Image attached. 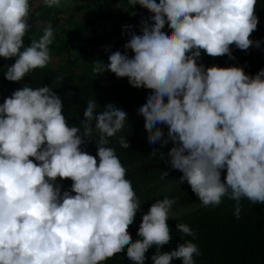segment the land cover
Wrapping results in <instances>:
<instances>
[{
    "label": "clouds",
    "instance_id": "obj_1",
    "mask_svg": "<svg viewBox=\"0 0 264 264\" xmlns=\"http://www.w3.org/2000/svg\"><path fill=\"white\" fill-rule=\"evenodd\" d=\"M42 4L59 7L61 0ZM127 4L151 15L139 22L140 34L125 25V51L109 52L107 63L96 60L92 71L149 90L138 115L150 145L172 144L166 163L182 173L176 183L187 182L203 207L218 206L224 197L235 201L239 219L242 199L264 204V68L250 75L242 66L198 61L202 53L235 59L233 45L242 51L260 47L250 39L259 22L257 0ZM30 11L29 0H0V57L14 58L4 71L10 82L51 59L55 32L49 21L38 40L24 44L33 27ZM53 88L25 84L0 103V264H104L125 249L128 261L144 264L153 246L152 264H195L200 249L192 240L160 251L172 239L167 220L178 197L155 200L142 213L139 238L129 233L143 202L108 146L124 129L127 113L113 103L97 111L96 100H89L79 125H70ZM89 141L95 142V156L81 149ZM118 143L130 147L124 136ZM163 174L161 179L169 173ZM63 180H71L68 189L62 190ZM176 230L195 239L188 224L177 223Z\"/></svg>",
    "mask_w": 264,
    "mask_h": 264
},
{
    "label": "trees",
    "instance_id": "obj_2",
    "mask_svg": "<svg viewBox=\"0 0 264 264\" xmlns=\"http://www.w3.org/2000/svg\"><path fill=\"white\" fill-rule=\"evenodd\" d=\"M97 9L95 15L103 18L111 10H104L103 7L117 9L119 12L126 11L134 14V31L140 34L141 19L151 15L147 9L139 5L135 9L127 4V0H85ZM158 2V0H157ZM119 4V5H118ZM117 5V6H111ZM127 8V9H124ZM256 15L258 17L257 29L251 34L250 39L260 41V47L255 46L247 51H242L234 45L230 46L232 55L235 59L227 56L209 57L202 53L198 63L206 66L219 65L242 66L244 71L250 75L255 74L259 69L264 68V0H257ZM66 29L67 37L55 36L53 43L49 45V51L54 50L57 55H67L63 63L57 68L45 67L35 69L29 75H26L20 82H10L4 78V71L7 66L14 63V58L5 59L0 57V103L11 93L21 88L23 85L35 88L43 85H49L53 91L58 93L64 106V115L68 118L69 124L79 125L83 119V112L87 106V101L96 100L97 111H102L103 106L107 103H113L115 106L122 108L127 113V121L124 129L110 139L109 147H113L116 155L119 157L122 165L127 169L126 178L132 182V186L137 194L146 201L155 196L160 188L169 183H176L182 175L178 170L171 169L166 163L168 149L171 143L161 147L159 143L150 145L147 139V132L144 128L143 117L138 115L139 107L145 102L148 91L140 88L136 89L129 85L127 78H117L113 73L105 71L98 75L92 71L96 60H102L107 63L108 54L111 51L120 50L124 52L123 45L129 39V35L121 36L117 30L108 33H95L93 38L84 36L85 31H90L87 22L82 20H70ZM165 30L167 25H165ZM89 33V32H88ZM93 33V34H94ZM43 35L40 33L37 40ZM88 41L89 45L100 47L80 48L78 55L70 56V43ZM30 44V41L26 44ZM91 47V46H90ZM105 48L108 51H105ZM129 56L132 55L128 50ZM62 76L61 85L56 83V77ZM107 81V83H104ZM166 135V128H165ZM124 136L129 141L128 149L121 148L118 143V137ZM153 148L159 149L153 156ZM83 151L95 156L96 145L94 141H89L81 146ZM163 159H161L162 153ZM98 159V158H97ZM163 171H167L168 177ZM59 180V178H58ZM62 190L68 189L71 180L59 181ZM186 184V185H185ZM187 182L183 184L176 183L171 193L177 195L181 202H190L198 198L191 191ZM242 208L240 218L234 216L235 201L222 198L218 206L203 207L180 215L169 218V225L172 239L166 245H163L160 251H171L176 248L177 244L183 240H192L200 249V255L194 257L195 264H264V204L252 205L250 201L242 199L240 201ZM141 221L129 226V233L133 240L138 239L137 229ZM177 223L188 224L194 231L195 239L184 236L176 230ZM155 246L149 248L145 253L146 259L144 264H152L151 256L155 253ZM104 264H132L126 257V249ZM171 264H182L180 259H173Z\"/></svg>",
    "mask_w": 264,
    "mask_h": 264
},
{
    "label": "rangeland",
    "instance_id": "obj_3",
    "mask_svg": "<svg viewBox=\"0 0 264 264\" xmlns=\"http://www.w3.org/2000/svg\"><path fill=\"white\" fill-rule=\"evenodd\" d=\"M105 2H107V0H105ZM29 4L31 9V16L28 22L33 27L32 29H30L29 34L24 37L25 45L32 39L37 40L40 33H43L42 27L48 21L53 24L55 36L64 38L67 37L68 32L66 31V29L68 28L67 26H69L70 20H82L84 22H87L90 31H85L83 35L87 36L88 39L93 38L95 33L103 34L114 30H117L119 35L124 36L128 35V32L124 29L125 25H132L134 28V14L127 13L126 11L119 12L117 9L104 6V10H111V12L108 15H104L103 18H98L97 16H95L98 13L97 9H95L94 6H91L90 3L85 0H61V4L59 7L52 8L43 6L42 0H29ZM111 6L114 7L117 5ZM89 36L92 37L89 38ZM79 47L87 49L92 48V50L97 51L100 49V47L89 45L88 41L70 43L71 57H75L78 55ZM49 52L51 59L46 67L57 68L63 63V60L67 58L66 54L60 56L57 55L54 50H51ZM104 83H107V81H104ZM174 185H176V183H169L162 186L160 188V191L155 196H153L150 201H146L144 198L138 196L140 201L143 203L141 204L140 210H138L136 214L134 223L141 221L142 213H146L150 205L154 203L155 200L163 199L165 196L169 198H177V195L171 193ZM200 206L201 204L198 199L190 202H181L178 198V202L173 205L170 217H178L185 213L191 212Z\"/></svg>",
    "mask_w": 264,
    "mask_h": 264
}]
</instances>
